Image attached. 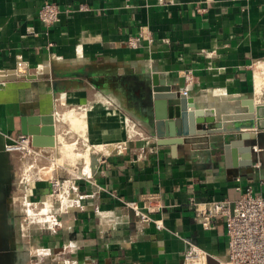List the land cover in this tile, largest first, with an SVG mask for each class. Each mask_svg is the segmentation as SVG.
<instances>
[{"label": "crops", "instance_id": "1", "mask_svg": "<svg viewBox=\"0 0 264 264\" xmlns=\"http://www.w3.org/2000/svg\"><path fill=\"white\" fill-rule=\"evenodd\" d=\"M46 1L61 9L49 27L38 16ZM153 73L217 115L245 110L250 93L264 103V0H0V169L14 264H190V244L207 264L228 259L225 217L207 223L202 213L238 198V185L264 195V130L213 148L158 135ZM47 114L55 146L7 148ZM119 199L151 209L164 228Z\"/></svg>", "mask_w": 264, "mask_h": 264}, {"label": "water", "instance_id": "2", "mask_svg": "<svg viewBox=\"0 0 264 264\" xmlns=\"http://www.w3.org/2000/svg\"><path fill=\"white\" fill-rule=\"evenodd\" d=\"M158 135L176 137L174 143H191L194 147L213 148L217 144L229 145L234 139H250V132L264 130V103L256 104L251 93L243 98L245 110H229L216 114L214 109L193 108L194 99L187 93L174 89L158 73L152 74ZM225 104V97L223 98ZM23 123L21 132L32 137L37 147H53L55 140V117L53 114L39 115ZM168 127V129H167ZM0 169V263L14 264L11 251L10 229L7 225L4 197L6 175Z\"/></svg>", "mask_w": 264, "mask_h": 264}, {"label": "built area", "instance_id": "3", "mask_svg": "<svg viewBox=\"0 0 264 264\" xmlns=\"http://www.w3.org/2000/svg\"><path fill=\"white\" fill-rule=\"evenodd\" d=\"M81 8H84L81 7ZM39 19L46 25L52 26L60 21L61 9L57 3L46 1L39 10ZM140 36L128 39V45L136 47ZM185 80L192 84L193 74L184 73ZM11 151H19L26 155H37L40 150L33 145L30 135L19 134L7 147ZM55 189L62 186L61 181L54 180ZM240 191L234 200H214L202 213L207 223L218 215L225 217L228 235V259L219 264H264V195L254 192L252 186L238 185ZM123 205L131 208L141 221L153 223L157 229H163L161 219L152 215V210L143 207L137 200L119 199ZM208 253L201 247L190 244L184 258L190 264H207Z\"/></svg>", "mask_w": 264, "mask_h": 264}, {"label": "bare ground", "instance_id": "4", "mask_svg": "<svg viewBox=\"0 0 264 264\" xmlns=\"http://www.w3.org/2000/svg\"><path fill=\"white\" fill-rule=\"evenodd\" d=\"M53 59H54V58H53ZM60 60H61V59H60ZM58 61H59V60H58ZM49 64H50V63H49ZM58 69H59V68H58ZM70 72H71V71H70ZM260 75H261V74H260ZM261 77H262V76H261ZM261 81H262L261 78H260V77H257V84H258V85H256V87H257V86H258L259 88L261 87V85H260V84H261ZM262 83H263V82H262ZM257 90H258V89H257ZM258 91H260V90H258ZM70 112H71V111H70ZM67 114H68V113H67ZM62 116H63V115H62ZM86 169H88V168H86ZM86 169H85V170H86ZM47 173H48V172H47ZM47 203H48V202H47ZM29 211H30V210H29ZM31 213H33V212H31Z\"/></svg>", "mask_w": 264, "mask_h": 264}, {"label": "rangeland", "instance_id": "5", "mask_svg": "<svg viewBox=\"0 0 264 264\" xmlns=\"http://www.w3.org/2000/svg\"><path fill=\"white\" fill-rule=\"evenodd\" d=\"M257 73H259V72H257ZM88 153V152H87ZM86 153V157H87V160H88V162H89V160H90V158H89V155ZM80 165H83V163H80ZM86 169V168H85ZM84 169V170H85ZM85 171H88V169H86ZM42 175L45 177V176H47L48 175V173H47V171L45 172H42Z\"/></svg>", "mask_w": 264, "mask_h": 264}]
</instances>
